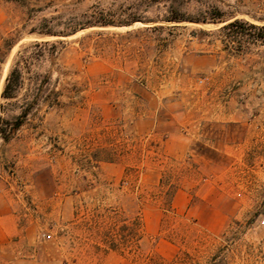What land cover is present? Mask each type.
Listing matches in <instances>:
<instances>
[{"label":"rangeland","instance_id":"1","mask_svg":"<svg viewBox=\"0 0 264 264\" xmlns=\"http://www.w3.org/2000/svg\"><path fill=\"white\" fill-rule=\"evenodd\" d=\"M234 18L264 0H0L1 128L28 108L0 264H264V42Z\"/></svg>","mask_w":264,"mask_h":264},{"label":"trees","instance_id":"2","mask_svg":"<svg viewBox=\"0 0 264 264\" xmlns=\"http://www.w3.org/2000/svg\"><path fill=\"white\" fill-rule=\"evenodd\" d=\"M167 20L178 21L181 20V18L179 16H170L169 18H167ZM77 25H81V24L78 23ZM77 25L71 26V33L77 29L78 27ZM220 28L235 33L234 35L247 34L248 37H250L252 40H260L264 42V24H255L252 22L241 20L239 18H234L224 23L222 26H220ZM39 33L52 34L50 30L41 31ZM19 85H20V71L16 65H13L11 66L8 74L5 77L4 85L1 91L2 97L8 98L12 96V93L17 89ZM27 113H28V108L27 107L23 108V110L15 116L12 125L7 130L5 128H1L0 126V134L3 140H7L9 138L10 133L23 122ZM1 120L2 117L0 116V122Z\"/></svg>","mask_w":264,"mask_h":264}]
</instances>
